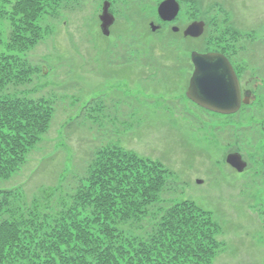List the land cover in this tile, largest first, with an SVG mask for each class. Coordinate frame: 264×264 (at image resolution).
Instances as JSON below:
<instances>
[{
  "label": "rangeland",
  "instance_id": "obj_1",
  "mask_svg": "<svg viewBox=\"0 0 264 264\" xmlns=\"http://www.w3.org/2000/svg\"><path fill=\"white\" fill-rule=\"evenodd\" d=\"M215 1L217 8L206 17L209 9L186 4L190 9L181 20L195 14L209 25L197 42L167 27L129 43L103 36L96 18L101 1L54 0L49 13L34 21L36 33L42 28L40 40L22 55L27 69L36 70L27 77L32 82L13 83L7 92L50 100L54 119L22 170L0 179V188L21 190L32 200L40 187L60 185L65 176L63 185L72 191L96 150L117 144L165 164L174 184L166 203L193 201L213 214L224 242L215 264H264V0ZM14 4L0 3V55H14L12 42L24 34ZM228 23L238 32L218 39L216 24ZM218 49L236 52L235 66L249 93L235 115L207 111L187 96L192 52ZM119 51H131V59ZM89 102L95 103L90 109ZM96 103L107 112L95 111ZM234 152L247 161L245 171L228 163Z\"/></svg>",
  "mask_w": 264,
  "mask_h": 264
},
{
  "label": "trees",
  "instance_id": "obj_2",
  "mask_svg": "<svg viewBox=\"0 0 264 264\" xmlns=\"http://www.w3.org/2000/svg\"><path fill=\"white\" fill-rule=\"evenodd\" d=\"M53 2L15 0L12 7L24 34L12 42L14 55H0V179L22 170L54 119L50 100L7 93L13 83L32 82L27 77L36 70L27 69L22 55L40 40L34 21ZM1 38L0 32V45ZM100 105L95 111L106 113ZM169 176L161 161L114 144L96 150L72 191L65 176L60 185L40 187L32 200L0 188V264H215L223 227L196 202L166 203L174 190Z\"/></svg>",
  "mask_w": 264,
  "mask_h": 264
},
{
  "label": "flooded vegetation",
  "instance_id": "obj_3",
  "mask_svg": "<svg viewBox=\"0 0 264 264\" xmlns=\"http://www.w3.org/2000/svg\"><path fill=\"white\" fill-rule=\"evenodd\" d=\"M98 13L96 18L99 20V25L103 36L108 39L110 37L116 36L119 40H124L125 42H140L142 37H145L146 33L151 30L154 33L164 31L163 29L171 27L174 35H180L184 41L197 42L203 38L205 33H208V22L202 17H197L192 14L191 17H187L186 20H181L183 13L190 8H186L190 1L195 4L201 5L204 8L209 9L204 17L212 15L214 8H217V2L215 0L205 1L204 0H176L179 5V11L177 16L173 20L166 19V15L160 12L161 5L168 0H99ZM215 1V3H214ZM106 11V13H104ZM103 16H105L103 18ZM105 21V26L109 27V34L105 33V28L103 27ZM109 21V22H108ZM111 22V23H110ZM196 22H205V30L201 36H191L186 35V30ZM231 22V21H230ZM108 24V25H107ZM154 26L158 27L154 30ZM225 28H220V24H216V32L220 31L221 36L218 39H222V35L235 34L238 32L234 28L233 23H228L223 26ZM168 29V28H167ZM145 34V35H144ZM242 34V33H241ZM169 34H166V40ZM205 37V36H204ZM219 51H213L212 53H218L226 56L232 65L234 66L238 78L241 84L242 91V105L241 108L248 104L249 93L241 83V77L238 68L235 66L233 57L236 52L218 49ZM133 52V51H132ZM105 53H107L105 51ZM121 57L131 59V51H119ZM130 66V64H129ZM191 80V79H190ZM208 111V110H207ZM211 112V111H210ZM214 113V112H213ZM219 114V113H216ZM237 114V113H236ZM222 116H230L226 114H219ZM235 115V114H231Z\"/></svg>",
  "mask_w": 264,
  "mask_h": 264
},
{
  "label": "water",
  "instance_id": "obj_4",
  "mask_svg": "<svg viewBox=\"0 0 264 264\" xmlns=\"http://www.w3.org/2000/svg\"><path fill=\"white\" fill-rule=\"evenodd\" d=\"M178 11L179 5L176 0H168L160 7V12L169 20H173ZM105 25L104 21L105 33L109 34V25ZM157 28L154 26V30ZM204 29V22H196L186 30L185 34L201 36ZM192 60L195 72L187 93L188 97L209 110L225 114L236 113L242 104V91L238 76L228 58L218 53L194 52ZM227 161L239 172L245 171L248 166L239 152L229 154ZM199 182L201 183L202 180Z\"/></svg>",
  "mask_w": 264,
  "mask_h": 264
}]
</instances>
